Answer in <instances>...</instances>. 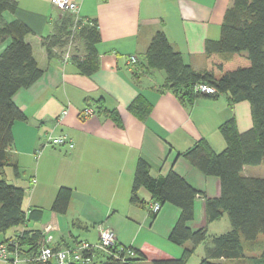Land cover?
I'll return each mask as SVG.
<instances>
[{
  "label": "crops",
  "instance_id": "crops-1",
  "mask_svg": "<svg viewBox=\"0 0 264 264\" xmlns=\"http://www.w3.org/2000/svg\"><path fill=\"white\" fill-rule=\"evenodd\" d=\"M71 1L78 7L79 18L95 19L100 32L99 68L91 76L79 74L70 62L47 58L41 40L50 33L52 21L63 14L50 0H16L15 12L6 15L32 32L25 40L43 73L34 85L13 96L26 120L12 127L13 146L7 154L5 173L8 183L25 191L22 208L27 221L1 235L0 243L22 231H39L41 244L55 249L76 241L93 243L102 225L114 231L118 244L144 256L135 264L179 258L184 249L192 247L190 242L178 246L169 240L179 209L165 203L157 213H151L152 201L144 189L138 192L144 206L129 201L136 162L140 158L147 161L153 177H164L172 170L206 196L218 197L219 180L191 168L180 154L200 139L206 140L216 153L222 151L225 142L218 127L234 117L239 132L249 129L250 106L242 101L230 107L224 95H204L192 106H185L162 88L163 71L144 69L143 56L154 34L162 30L184 62L195 71H203L204 44L219 39L231 0ZM2 49L1 46L0 52ZM129 55L137 56V64L126 63ZM138 95L152 104L145 121L128 111ZM99 106L117 112L119 125L97 113ZM85 108L93 113L82 119L79 114ZM62 135L72 141V148L67 144H46L48 137ZM12 165L17 166L18 176ZM245 172L246 167L242 173L254 177ZM61 187L71 190L65 213L51 208ZM224 218L207 223L204 199L197 196L194 219L188 226H204L208 235H218L221 233L210 228L217 222L223 224ZM226 224L225 232L230 228ZM201 245L202 259L205 246Z\"/></svg>",
  "mask_w": 264,
  "mask_h": 264
},
{
  "label": "trees",
  "instance_id": "trees-1",
  "mask_svg": "<svg viewBox=\"0 0 264 264\" xmlns=\"http://www.w3.org/2000/svg\"><path fill=\"white\" fill-rule=\"evenodd\" d=\"M17 8L16 0H0V235L11 228L23 226L27 221L22 208L25 191L8 183L5 168L9 165L7 154L13 146L12 127L15 122L25 121L26 116L13 102V96L30 88L42 76L25 40L32 32L22 22L7 19ZM100 32L95 19H76L67 11L51 23V31L42 38L41 45L48 59L62 60L69 45V62L78 73L91 76L99 68L97 45ZM206 69L195 71L186 64L181 54L173 49L165 33L157 31L143 56L142 65L147 71L164 72L162 88L172 92L185 106H192L197 98L206 94L194 91L198 84H207L219 95L226 97L230 107L245 101L250 106L252 125L239 132L236 120L224 121L218 131L225 148L216 153L208 142L200 139L180 154L191 168L206 177L219 180L220 194L208 197L192 186L184 177L172 170L164 177H153L150 165L140 158L135 165L129 201L144 206L138 192L144 189L152 204L168 203L180 211L169 240L183 246L190 242L192 247L184 249L176 259L153 260L152 264H186L194 249L203 244L205 255L198 264H222L219 260H237L234 264H245L243 241L251 245L264 236V178L247 177L242 171L246 166H258L264 162V0H231L220 27L218 40H207L204 44ZM133 78L137 75L133 73ZM152 104L138 95L128 106V111L140 121L147 120ZM97 113L110 117L119 125L117 112L99 106ZM14 175L18 168L12 165ZM197 196L204 199V215L207 223L226 217L229 230L218 235H208L206 227L189 228L194 219V201ZM71 190L58 189L52 210L65 213L70 201ZM26 254L33 253L41 244L39 231H22L15 237ZM11 239H4L7 243ZM72 242L70 244L77 243ZM66 244V245H70ZM64 245V246H66ZM127 247V246H126ZM134 257H125L117 249L97 251L92 264H135L144 256L130 247ZM249 264H264V245L258 258Z\"/></svg>",
  "mask_w": 264,
  "mask_h": 264
},
{
  "label": "built area",
  "instance_id": "built-area-1",
  "mask_svg": "<svg viewBox=\"0 0 264 264\" xmlns=\"http://www.w3.org/2000/svg\"><path fill=\"white\" fill-rule=\"evenodd\" d=\"M50 3L61 11H67L74 15L76 19L78 16V7L71 0H50ZM71 55V45L68 46L63 55L62 62H69ZM138 58L135 55H129L126 59L128 65H135ZM195 92L214 95L215 89L207 84H198L194 88ZM66 111H63L65 114ZM93 113L92 109L85 108L80 112V118L86 119ZM47 145H64L67 144L69 148L73 147V143L66 136L48 137ZM40 152H37L39 156ZM160 210L158 203H153L150 206L151 213H157ZM117 249L118 252H124L125 257H134L135 253L130 247L118 244L114 231L107 227L100 225L98 227V239L96 243H89L87 241H79L74 244L66 245L55 249L39 244L37 249L31 253L26 254L20 247L16 239H11L7 243H0V262L2 264H92L94 255L97 251L108 252Z\"/></svg>",
  "mask_w": 264,
  "mask_h": 264
},
{
  "label": "rangeland",
  "instance_id": "rangeland-1",
  "mask_svg": "<svg viewBox=\"0 0 264 264\" xmlns=\"http://www.w3.org/2000/svg\"><path fill=\"white\" fill-rule=\"evenodd\" d=\"M245 174H248L250 176H254V177H261L264 178V162L258 166H246V172ZM225 220H223V224L222 222H217V224H214V226H212V228H210V231H216L218 233H225L226 227H224V225L226 224L227 227H229V222L227 220V218H224ZM226 221V222H224ZM225 223V224H224ZM209 231V232H210ZM1 237V235H0ZM97 241L93 242L96 243ZM243 243H245V241H243ZM264 245V236H259L257 242H254L253 244L249 245V247L247 246V251H246V257L244 259L245 264H249L251 262V260L256 259L259 257L260 252H261V246ZM203 256V248L202 245L195 250L194 254L192 255V257L189 259V262H187L186 264H198L201 260V257Z\"/></svg>",
  "mask_w": 264,
  "mask_h": 264
}]
</instances>
